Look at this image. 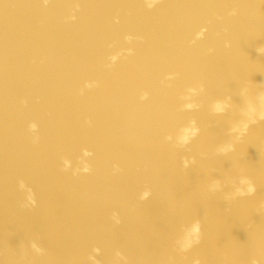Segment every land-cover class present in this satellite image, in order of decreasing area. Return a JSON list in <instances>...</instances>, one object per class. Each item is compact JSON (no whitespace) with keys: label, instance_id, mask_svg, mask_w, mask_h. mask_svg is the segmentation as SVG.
<instances>
[{"label":"water","instance_id":"water-1","mask_svg":"<svg viewBox=\"0 0 264 264\" xmlns=\"http://www.w3.org/2000/svg\"><path fill=\"white\" fill-rule=\"evenodd\" d=\"M0 0V264H264V0Z\"/></svg>","mask_w":264,"mask_h":264},{"label":"snow or ice","instance_id":"snow-or-ice-1","mask_svg":"<svg viewBox=\"0 0 264 264\" xmlns=\"http://www.w3.org/2000/svg\"><path fill=\"white\" fill-rule=\"evenodd\" d=\"M160 3V0H158V2L154 5H152L153 7H156L158 4Z\"/></svg>","mask_w":264,"mask_h":264}]
</instances>
